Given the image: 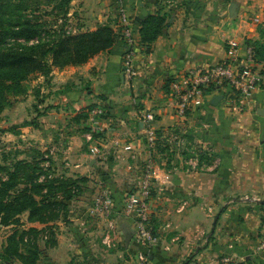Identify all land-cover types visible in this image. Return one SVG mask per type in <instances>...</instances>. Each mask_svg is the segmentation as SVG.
<instances>
[{
  "label": "crops",
  "instance_id": "1",
  "mask_svg": "<svg viewBox=\"0 0 264 264\" xmlns=\"http://www.w3.org/2000/svg\"><path fill=\"white\" fill-rule=\"evenodd\" d=\"M123 15L133 24L138 76L124 74L122 42L84 66L56 69L42 87L41 124L14 131L35 139L47 157L55 160L60 153L55 165L59 176L77 182L75 198L92 192L94 202L106 190L114 199L110 215H80L64 243L77 244L78 253L84 245L93 248L91 264H141L140 253L151 264H219L224 256L237 264H264L258 249L264 223V117L258 114H264V70L257 66L263 84L244 112L224 99L214 106L217 95H210L181 117L168 88L173 78L225 59L232 47L246 55L247 46L260 40L264 0H73L67 18L73 33L103 26L117 31ZM152 16L165 19L163 29L155 41L142 43L140 31ZM22 104L11 108L14 125ZM150 111L159 137L154 149L144 139L142 116ZM147 161L162 181L153 192L151 220L160 241L148 250L136 244L134 223L125 213ZM78 232L82 242L74 238ZM59 249L57 262L70 263L67 248Z\"/></svg>",
  "mask_w": 264,
  "mask_h": 264
},
{
  "label": "rangeland",
  "instance_id": "2",
  "mask_svg": "<svg viewBox=\"0 0 264 264\" xmlns=\"http://www.w3.org/2000/svg\"><path fill=\"white\" fill-rule=\"evenodd\" d=\"M61 1L0 0V51L27 52L32 46L56 39L61 30L65 34L83 33L71 31L73 24L68 22L69 18L65 14L63 15L65 6H57ZM27 21L38 26V31L33 36L18 34L22 24ZM78 24L80 22L76 23L75 27ZM66 67L53 68L47 77L40 74L30 77L24 83L26 91L18 97L9 98L5 109L0 112V182L9 181L10 174L14 172L17 181V184L7 191L4 202H14L16 208L21 207L17 197L27 190L28 196L35 200V207L39 209L31 214V210L26 208L11 217L0 213V264H62L57 262L58 255L62 256V253H59L60 246L62 249L67 248L71 259L67 264L93 263V248L84 245V251L78 253L75 252L77 244L72 241L71 244L64 243V237L71 234L75 220L90 212L93 193L81 195L80 199H68L63 196V192L57 193L60 181L66 180L59 176V167L55 165L56 156L60 153L55 154V161L54 156H45L48 151H41L42 146L35 139L26 140L14 134V129L41 124L42 87L49 79H53V71ZM17 102L25 105L20 106L22 111H17L20 113L17 119L20 123L14 125L12 121H15V118L11 108ZM26 114L29 120L26 119ZM169 157L175 158V153H169ZM19 165L25 168H20ZM49 182H53L50 188ZM68 187L70 185L66 182L61 189L69 190L66 189ZM88 188L93 190L92 186ZM70 189L67 192L71 195L72 192L77 194L72 191V186ZM88 215L91 217V213ZM82 235V232H78L74 238L82 242ZM63 255L66 256L64 253Z\"/></svg>",
  "mask_w": 264,
  "mask_h": 264
},
{
  "label": "built area",
  "instance_id": "3",
  "mask_svg": "<svg viewBox=\"0 0 264 264\" xmlns=\"http://www.w3.org/2000/svg\"><path fill=\"white\" fill-rule=\"evenodd\" d=\"M120 31L129 51L123 59L125 76L133 79L138 76L135 64L134 46L136 39L131 19L123 15ZM242 56L241 49L232 47L225 59L206 69L193 70L182 76L173 78L168 84L169 94L175 104L176 114L185 117L195 108L202 107L210 95H221L228 107L244 112L253 106L257 93L262 87V74L257 72V66L264 70L263 63L256 59L253 46H247ZM102 110L96 112L97 116ZM145 128L144 139L150 149L157 147L159 137L152 124L156 115L148 112L143 116ZM93 121H95L93 119ZM177 140V137H175ZM180 142V141H179ZM178 142V143H179ZM181 145V143H179ZM141 175L135 188L128 194L125 202V213L134 223V238L136 244L143 249H151L160 241V236L154 231L151 220L153 214V192L162 181L155 173L152 162L147 161L140 169ZM114 199L106 190L94 199L90 209L91 215L107 216L113 212ZM107 236L106 238H108ZM259 251L264 252V223L259 235ZM141 264H151L144 253L139 254ZM219 264H237L230 256H224Z\"/></svg>",
  "mask_w": 264,
  "mask_h": 264
},
{
  "label": "trees",
  "instance_id": "4",
  "mask_svg": "<svg viewBox=\"0 0 264 264\" xmlns=\"http://www.w3.org/2000/svg\"><path fill=\"white\" fill-rule=\"evenodd\" d=\"M73 0H62L57 5L65 6L63 15H68L70 4ZM62 8V7H61ZM165 19L161 16L149 17L143 24L140 31L141 42L150 43L155 41L160 35ZM18 34L21 36L29 34L33 36L38 31V26L34 22H24ZM264 25L260 28V40L251 44L254 47L256 59L264 64ZM118 42L124 43L125 53L130 48L126 45L120 30H113L112 27L103 26L96 31L83 32L77 35L65 34L62 30L59 36L51 42H45L32 46L27 49V52H5L0 51V112H2L9 98L18 97L22 95L26 88L24 83L35 75L49 76L55 67L66 66H81L86 64L90 59L99 55L100 53H112L117 50ZM16 131V129H14ZM1 167V166H0ZM20 167V165L18 166ZM20 168H25L21 166ZM68 182L70 187L61 189L63 185ZM17 184L15 172L10 174V179L7 182H0V213L11 217L28 208L31 214H34L39 209L35 207V200L28 196L27 190L23 191V195L17 197L21 207L16 208L13 203H5L7 191L12 189ZM53 182H49L48 187H52ZM73 189H78V184L73 179H66L60 181L58 192H63L65 198L76 197L77 194L72 195L67 192ZM72 189V191H74ZM75 193V192H74Z\"/></svg>",
  "mask_w": 264,
  "mask_h": 264
},
{
  "label": "water",
  "instance_id": "5",
  "mask_svg": "<svg viewBox=\"0 0 264 264\" xmlns=\"http://www.w3.org/2000/svg\"><path fill=\"white\" fill-rule=\"evenodd\" d=\"M222 100V96L221 95H217L213 98V100L211 101V104L216 106L220 101ZM260 116L264 117L263 113H258ZM131 239V234L127 235V242L129 243Z\"/></svg>",
  "mask_w": 264,
  "mask_h": 264
}]
</instances>
